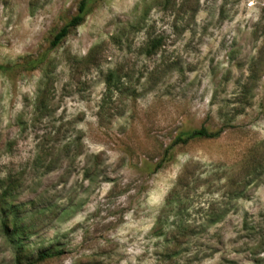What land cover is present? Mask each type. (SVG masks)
<instances>
[{"label":"clouds","instance_id":"1","mask_svg":"<svg viewBox=\"0 0 264 264\" xmlns=\"http://www.w3.org/2000/svg\"><path fill=\"white\" fill-rule=\"evenodd\" d=\"M0 264H264V0H0Z\"/></svg>","mask_w":264,"mask_h":264}]
</instances>
